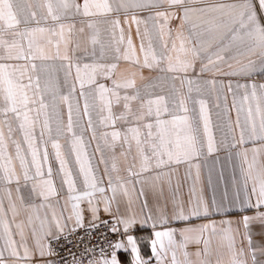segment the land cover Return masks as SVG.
<instances>
[{
    "label": "snow or ice",
    "instance_id": "1",
    "mask_svg": "<svg viewBox=\"0 0 264 264\" xmlns=\"http://www.w3.org/2000/svg\"><path fill=\"white\" fill-rule=\"evenodd\" d=\"M91 7L102 9L105 14L123 11L127 15L131 11L137 35H141L139 26L145 25L140 45L142 67L157 68L166 61L167 68L160 70L183 73L182 76H173L174 80H180L181 88L176 90L171 107L164 97L150 100L146 110L142 105L140 114L134 119L144 121L146 117H154V122L143 124L146 131L141 127H129L123 134L111 131L97 137L89 113L88 97L92 92L85 93V85L94 86L92 91L102 102L108 93L116 103L121 99L125 101L123 107L126 111L119 116L113 115L112 100H107L101 108V112L107 110V115L101 117L100 124L108 127L117 119L127 120L131 112L127 102L137 99L138 93L121 97L117 90L133 88L134 80L120 82L114 79L117 63H84L82 68L79 62L74 63L68 54L70 41L65 39V32L71 33L74 27L71 24L60 23L59 32L44 27L17 30L11 33L13 38L10 41L7 38L9 30L18 28L20 20L13 0H0V116L4 117L0 119V264H58L57 259L50 258L55 256L54 245L58 246L61 241L74 243L72 238L76 237L78 242L74 247L79 249L84 243V237H77L79 229H84L85 236L89 237L99 230L95 237L97 243L84 244L79 253L70 252L71 259L66 264H126L120 258L121 252L130 254V264H151V258L142 257L137 238L131 234L137 226L141 229L151 227L154 239L150 247L156 264H169V252L170 264H224L225 251L230 256L229 264H264V243H254L251 233L253 223L264 227V161L260 160L264 155V82H261L264 81V0H113L111 4L107 0L95 4L85 0V16L93 14ZM47 8L54 22H59L61 16L71 9L80 12V5L75 0H61L56 12L52 4ZM153 9L156 10L154 14L146 19L135 14ZM32 16L34 18L35 13ZM173 19L180 22L176 29L170 23ZM149 21L163 49L159 56L151 39L147 48L143 44V39L149 36ZM36 23L40 22L37 20ZM111 23L120 29L118 44L123 43L120 20L117 18ZM88 27L94 28V24L89 23ZM36 33L41 36L45 33L58 35L64 43V55L60 53V41L55 45V56L49 55L45 47L33 39ZM24 38H28L27 48L21 42ZM97 42L93 36L92 44ZM48 43H52L51 39ZM92 55L95 56V49ZM103 57L102 46L100 59ZM52 59L67 62L66 83L75 67V80L79 82L80 96L84 97L83 115L89 117L87 128L80 126L79 135L74 131L70 103L67 123L64 124L57 111L55 130L50 124L40 78L33 73L37 71L34 61ZM113 59L140 63L131 38L123 51L119 46L115 48ZM22 60L27 63H7ZM41 70H46V66L41 65ZM190 73L194 76L190 77ZM97 76L112 79L113 87L97 83ZM205 76L210 78L201 79ZM185 85L187 94L182 91ZM202 85L214 95L217 108L221 107L220 101H224L223 111L227 119L220 126L224 135L219 143L213 134L206 100L193 101L198 104V109L187 106L192 92L200 93ZM75 91L76 85L72 83L69 94ZM228 94L232 97L230 107ZM52 99L55 102V96ZM60 99L67 102L69 96L64 95ZM233 109L236 113L234 121L229 115ZM76 111L79 114L78 104ZM32 112L35 116L30 115ZM181 112L183 115L178 114ZM9 113L19 121L17 128L8 119ZM166 115L171 118L164 119ZM87 130L92 133L88 142L83 136ZM17 131L19 138L14 137ZM61 137H70L67 154L62 151ZM92 141L96 142L95 149L89 151ZM257 143L259 147L255 146ZM49 144L58 165L55 175L60 177L59 187L53 179ZM249 144L253 147L249 148ZM221 146L227 150L229 160L235 155L240 161V179L232 178L235 191L231 199L227 190L217 198L211 172L207 178L211 196L204 194L202 186L197 188L201 179L199 164L195 165L194 177L190 171L185 174V182L191 180L185 199L180 179L177 177L173 183L171 166L191 164L200 157L218 153ZM69 156L74 157L75 169ZM121 160L126 165L123 169L127 172L126 177L120 174ZM14 161L19 162V171ZM22 181L24 187L30 185V194L40 199L39 204H25L20 195ZM149 194L152 196L151 204ZM84 203L87 204L86 209L82 207ZM134 205L138 206L139 212ZM250 209H255V215H240L235 221L226 218L234 211L244 213ZM41 210H45L43 215ZM101 210L109 219L100 218ZM21 215L26 219H18ZM217 215L222 219H213ZM195 221L203 222L197 224ZM175 222H182L184 226L172 227ZM158 226L167 230H156ZM108 232L119 233L122 239L111 241ZM214 239L218 242L216 249H213ZM29 240H32L31 246ZM189 244L197 245L195 253L188 252ZM178 251L182 253L183 260L177 258ZM214 254L213 261L211 257ZM192 256L196 257L195 261ZM60 260L64 258L60 257Z\"/></svg>",
    "mask_w": 264,
    "mask_h": 264
},
{
    "label": "crops",
    "instance_id": "2",
    "mask_svg": "<svg viewBox=\"0 0 264 264\" xmlns=\"http://www.w3.org/2000/svg\"><path fill=\"white\" fill-rule=\"evenodd\" d=\"M61 0H13V3L15 5V11L17 12V18L20 20V24L18 25V28L16 29H10L9 35L7 38L11 41L13 38L11 36V33L14 31H23L25 28L32 29L36 27H44L46 29H55L56 32H59V24L63 23L65 25L71 24L74 25L71 33L65 32V39H68L70 41L68 45V54L72 56L73 62H79L81 65V68L83 67L84 63H100V64H111V63H117L118 66L115 69L113 78L117 81L124 82L127 80H134L135 86L133 88H121L117 91L119 92L120 96L123 97L124 95H137V99L130 100L127 103L129 104V108L131 112L127 116V120H119L117 119L114 125L104 127L100 124V119L102 116L107 115V110L105 109L104 112H101V108L104 107L105 102L107 100H112V112L114 116H119L121 113H124L126 110L124 109L123 105L125 101L123 99L120 100L119 103L115 102L114 97H112L111 93L106 94L105 102H102L99 99V96L97 93L92 91L94 86L85 85L84 92L89 93L92 92V95L88 97V103H89V113L91 120L93 122V127L95 128L97 137L100 136L103 132H111V131H120L122 134L126 132V130L129 127H141L142 131H146L143 129V124L148 122H154V117L151 118H145L144 121H137L134 119L136 115H139L142 110V105L144 106V110H146V107L148 105V102L150 100H156L159 97H164L167 101H169V107H171V100L175 98L176 90L181 88L180 80L173 79V76L180 75L182 76L183 73H172L168 71H161L160 68H167V62L164 61L161 63L160 67L149 69L147 67H142L143 65V53L140 51V45H141V36L144 33L145 25L141 24L140 27V33L141 35H137V25L132 21V12L129 11L127 15L123 11L120 13H107L105 14L102 9H97L95 7L90 8V12L93 13L92 15L85 16L83 14V5L85 0H75L76 4L80 5V12L76 13L75 9H71L68 13L61 16V20L59 22H54L51 19V16L48 14V4L53 5V11H57V6L60 4ZM105 0H89L90 4L95 3H103ZM108 3H112L113 0H107ZM156 10L153 9L151 11H143V12H136L138 18L146 19L149 15L154 14ZM32 13H35V17L33 18ZM47 17V19H45ZM120 20V28L123 29V36L124 41L123 43H119L121 32L119 28H114L111 21L114 19ZM25 20L28 21L27 24H25ZM39 21L40 23L37 24L36 21ZM127 21V22H126ZM92 23L94 24V28H89L88 24ZM171 26L173 29H176L179 26V20L173 19L171 22ZM83 28V31L81 32L80 29ZM147 28L149 32V36L145 37L143 39V44L145 48L148 46L149 39L152 40L153 48L157 54V56L161 55L163 49L160 47V43L156 34V31L153 29L152 22L149 21L147 23ZM188 30L185 28V34L187 35ZM175 35V33H173ZM93 36L96 37L97 43L95 45L92 44V38ZM131 38L132 44L136 50V55L139 58L140 63L136 64L132 61H125L121 59L120 61H115L113 57L115 56V48L119 46L121 50L123 51L125 48H127V41ZM16 39H20L19 37H16ZM33 39L41 44L43 47H45L46 51L49 55L55 56L56 53V43L60 41V37L58 35H51L50 33H45L43 36L41 34L36 33ZM51 39L52 43L49 44L48 40ZM25 48H27L28 38H24L21 41ZM79 45V47H77ZM103 46V52L104 57L103 59H100V53H101V47ZM170 47V44H169ZM85 49L87 50L85 52ZM93 49H95V56L92 55ZM73 50H75L73 52ZM60 53L63 56L65 53V47L64 43L60 41ZM7 63H16V64H25L27 61H7ZM37 65V71L33 73L34 76H39L40 78V87L41 92L44 95L45 102L48 104V108L46 109L48 113V118L50 121V124L55 130L56 123H57V111L60 113V116L64 122V124L67 123V113H68V104L70 103L73 108V121H74V131L79 135L80 134V126H83L87 128V122L89 117L83 115V108H84V97L80 96V87L79 82L75 80V67L72 68L71 72L72 75L70 77H67V83H66V77L65 73L67 71L66 68V61L60 60V59H52V60H46V61H34ZM41 65L46 66V70H41ZM63 65V66H62ZM190 77L194 76V74L190 73ZM210 77L205 76L201 79H209ZM27 82L25 78V83ZM264 82V81H261ZM72 83H75L76 85V91L74 94H69V88ZM97 83H104L108 88H112V79H106L100 76H97ZM195 87V86H193ZM182 91L187 94V85H185L182 89ZM68 95L69 100L67 102H64L60 99L61 96ZM53 96H55V102H53ZM197 99H205L208 108L211 115L212 120V130L213 134L219 143L224 135V131L221 129V125H223L227 119V117L224 114V101L221 100L220 104L221 107L217 108L215 106L216 99L214 95L210 94L208 91L207 86L202 85V91L200 93H197L195 91L191 94V99L188 101V107L189 109L197 108L198 104H194L193 101ZM232 97L231 94H228V101L227 104L230 107L231 106ZM77 104L79 105L80 112L79 114L76 111ZM30 107H38L30 105ZM155 107V106H153ZM254 107V104H253ZM219 113V115H217ZM180 115H183V113H178ZM30 115L35 116V112L30 113ZM231 119L235 120V110L233 109L229 113ZM43 115H41L40 119L43 121ZM164 119H170V116H164ZM243 118V114H242ZM0 119H4V117L0 116ZM8 119L11 120L13 127L17 128L19 121H17L14 117V114L9 113ZM226 131V129H225ZM5 132H7V128L5 127ZM239 130L237 129V134ZM54 134V133H53ZM91 130H87L83 133L84 139L86 142H88L91 138ZM130 135V134H129ZM15 138L20 137V133L17 131L14 133ZM70 137H61L59 139V142L62 146V151L66 154L69 153L70 145H69ZM95 141L91 142V148L89 151H92L95 149ZM102 143V141H101ZM256 147H259V143L255 145ZM249 148L253 147L252 144L248 145ZM48 151L50 155V160L52 162V166L54 169V182L59 187V181L60 177L55 175V170L57 169L58 165L56 164L54 160V150L51 148V144L48 145ZM117 153L119 152V148H117ZM133 152H135V146L133 144ZM108 155V153H105ZM99 154H97L98 158ZM69 160L71 163V166L73 169H75L74 164V157L69 156ZM249 160H251V153H249ZM261 161H264V155L260 157ZM17 171H19V162L14 161ZM200 165V183L197 185V188L203 187L204 194L208 197L211 196V190L208 187L207 184V178L209 173L211 172V175L213 177V185L216 189V195L217 198H221L223 196V193L225 190L229 193V199H231L235 189L232 185V178L233 176L236 177L237 180L240 179V161L233 155L232 159H228V152L221 146L220 151L218 153H213L212 155L200 157L199 159L193 160L191 164L189 163H181L180 165H172L171 170L173 171V183H175L176 178L178 177L183 185L182 187V194L185 199H187L188 194V186L191 183V180L185 182L184 177L185 174L189 171L191 172L192 176L194 177L196 174V168L195 165ZM103 167V166H101ZM120 167L122 169L121 175L127 176V172L123 169L126 167L124 162L121 160ZM246 167V165H245ZM79 186V184H78ZM13 188V198L16 197L15 192V185L13 184L11 186ZM139 187V186H137ZM166 188V185H165ZM66 191V189H65ZM20 195L23 196L25 204H29L32 202H35L37 204L40 203V199L38 197H32L30 194V185L29 187L23 186V181L21 182V192ZM167 195V190H166ZM149 203H152V196L149 194L148 196ZM7 203V202H5ZM19 203V201H17ZM83 208H87V204H82ZM137 212H139L138 206L134 205ZM102 209V205H101ZM171 209H169L170 211ZM45 210H41V215H43ZM121 211H124V204H123V198H121ZM240 215H248L253 216L255 215V209L247 210L244 213H237L233 212L231 215H229L228 219H232L235 221L239 218ZM100 218L105 219L108 218L106 214L103 213L101 210L100 212ZM18 219H26L25 215H21L18 217ZM88 219V213L85 212V222H87ZM213 219L219 221L222 219L221 216L217 215L213 217ZM203 221H195V223H202ZM38 226V225H37ZM184 224L182 222H175L172 227L175 228H181ZM122 227V226H121ZM156 230L164 231L167 230L164 227L158 226ZM251 233L254 243L261 244L264 243V227H262L259 223H253L251 225ZM134 237L137 238L138 246L140 248V252L143 258L149 259L151 258V264H156L155 258L152 256L150 242L152 239H154L153 231L151 227L141 229L139 226L136 227L135 230L131 233ZM17 239H19L17 237ZM126 240V238H124ZM177 239L179 237L177 236ZM165 245H167V239H164ZM32 240H29V245L31 246ZM218 246V242L214 239L213 240V249H216ZM202 247V245H200ZM188 252L195 253L197 251V245L195 244H189L187 248ZM21 254L23 250L21 249ZM120 258L122 261H125L126 264H130L131 257L129 253L121 252ZM53 259L52 257H50ZM177 258L179 260H183V255L179 251L177 252ZM6 259L7 254H6ZM191 259L194 261L196 260L195 256H192ZM211 259L215 260V254L211 257ZM224 264H229L230 256L225 251L224 256ZM171 260V253H168L167 261L170 264Z\"/></svg>",
    "mask_w": 264,
    "mask_h": 264
},
{
    "label": "built area",
    "instance_id": "3",
    "mask_svg": "<svg viewBox=\"0 0 264 264\" xmlns=\"http://www.w3.org/2000/svg\"><path fill=\"white\" fill-rule=\"evenodd\" d=\"M107 219H109V217L105 218L104 220H107ZM98 232H99V230L97 232L93 233L91 237H89V236H85L84 229H79L78 233H77V237H84V243L80 244L79 249L74 247V243L78 242V240L76 237H73L72 239H73L74 243H66L64 241H61L58 246L54 245L55 256H53L52 258L57 259L58 264H66V261L71 259V256L69 255L70 252L79 253V251L81 249H83L84 244L95 245L97 243L95 237L98 235ZM107 235L111 241H116L118 239H122V237L120 236L119 233L108 232ZM60 257H63L64 260H60Z\"/></svg>",
    "mask_w": 264,
    "mask_h": 264
}]
</instances>
